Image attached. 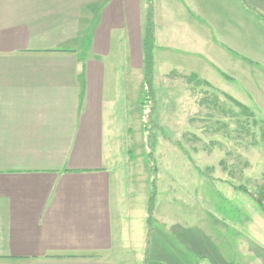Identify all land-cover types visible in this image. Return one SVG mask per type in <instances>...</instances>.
I'll return each mask as SVG.
<instances>
[{
	"label": "crops",
	"instance_id": "1",
	"mask_svg": "<svg viewBox=\"0 0 264 264\" xmlns=\"http://www.w3.org/2000/svg\"><path fill=\"white\" fill-rule=\"evenodd\" d=\"M190 1L0 0V264L131 263L119 237L132 245L144 232L121 226L114 108L122 64L145 65L148 14L166 73L187 70L179 51L202 62L200 73L227 70L218 54L264 70L238 39L253 24L264 33V0H200L209 15ZM187 22L214 31L209 44L186 42Z\"/></svg>",
	"mask_w": 264,
	"mask_h": 264
},
{
	"label": "rangeland",
	"instance_id": "2",
	"mask_svg": "<svg viewBox=\"0 0 264 264\" xmlns=\"http://www.w3.org/2000/svg\"><path fill=\"white\" fill-rule=\"evenodd\" d=\"M193 2L210 14L205 1ZM249 29L252 33L238 37L240 49L263 62L264 33L254 24ZM182 34L201 46L215 32L187 22ZM177 54L187 70L166 73L158 57L152 94L145 65L133 72L124 64L120 69L114 123L120 125L115 144L122 148L113 155L121 175H112V183L126 198L122 228L139 223L136 235L144 232L143 242L132 245L123 233L120 251L130 264H264V212L237 189L264 195V70L218 54L227 70L200 73L194 66L202 62L191 60L189 52Z\"/></svg>",
	"mask_w": 264,
	"mask_h": 264
},
{
	"label": "trees",
	"instance_id": "3",
	"mask_svg": "<svg viewBox=\"0 0 264 264\" xmlns=\"http://www.w3.org/2000/svg\"><path fill=\"white\" fill-rule=\"evenodd\" d=\"M153 31H152V22L150 19V13L148 14V23H147V30H146V36L144 39V49H145V72H146V77H145V83L148 86V92L150 91L151 94L154 93L153 89V66H154V53H153ZM149 92V93H150ZM155 135V134H154ZM153 135V136H154ZM237 189H241L242 192L248 194L251 196L253 199L256 200L258 205L261 207V210L264 212V198L263 196L260 195H255L251 194V192L247 188L243 187H237ZM153 210V205L152 203H149V214H152Z\"/></svg>",
	"mask_w": 264,
	"mask_h": 264
}]
</instances>
